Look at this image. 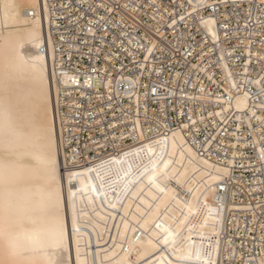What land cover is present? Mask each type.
Listing matches in <instances>:
<instances>
[{"label": "bare ground", "instance_id": "obj_1", "mask_svg": "<svg viewBox=\"0 0 264 264\" xmlns=\"http://www.w3.org/2000/svg\"><path fill=\"white\" fill-rule=\"evenodd\" d=\"M249 1L223 0L232 8L220 10L211 0H176L190 6L184 19L150 14L157 35L181 22L184 46L193 29L206 47V58L191 54L184 74L166 78L148 62L172 47L164 36L136 43L144 60L120 53L128 72L120 65L111 76L118 57L103 47L91 74L64 72L48 0H0V264H251L240 250L253 243L263 256L250 258L262 264L264 223L252 224L264 215V41L227 48L238 39L221 20ZM108 26H86L89 42L117 29L109 44H120L123 31ZM184 81L190 90L171 84ZM68 129L76 138L87 131L84 153Z\"/></svg>", "mask_w": 264, "mask_h": 264}, {"label": "built area", "instance_id": "obj_2", "mask_svg": "<svg viewBox=\"0 0 264 264\" xmlns=\"http://www.w3.org/2000/svg\"><path fill=\"white\" fill-rule=\"evenodd\" d=\"M221 2H223V0H211V3H216V6H218L220 10L224 8L230 10L232 8L230 5H226L222 8L220 6ZM180 3L183 2L180 1ZM47 5L53 17L51 33L54 36L55 42L57 41L59 43L56 52L58 60H61V62L58 67L64 72L73 73L75 76H82V74H85L86 72L90 74L93 72L92 67L94 64L91 60L94 56V50L100 47H103L106 51L113 52L118 57H116L117 59L115 62L110 61L111 66L115 69L111 72V76H115L116 71H120L117 70L120 65H122L121 70L123 69L124 72H128V69H133L134 67L132 66V63L129 62L128 56L121 58L119 54L126 52L131 58L135 57V60H132L133 62L144 60V54L142 51H139L138 54H134L138 51L136 43H140V41L146 42V39H152L154 37H158L157 40H163L161 39V36H164L165 39L173 41L172 47H169L167 51L157 49L154 53L149 55V57L151 56L148 61L149 63L158 64L160 68H163L159 75L160 77L167 78L172 76L174 72L184 74L186 66L191 67L189 62L191 54L202 55L203 58L207 57L205 54L206 47L197 44V41L202 39V36L195 33L193 29L188 31L189 34H193V37L186 35L185 38L189 43L188 47H185L183 44L184 38H177L178 33L184 31L185 28L181 22L177 23V28L171 30V32L168 30V26H159L161 29V36L155 33V21L150 18V14H161L167 11V16L169 18L177 17V20L185 18V16L180 17L179 15L184 9L190 6L185 5V7H182L176 4V0H48ZM202 10L205 14L211 11V9L208 8H202ZM221 20L228 24L230 30L236 32V39H238V41L232 39L229 43L225 44V47L227 48L236 47V50H242V45L240 44V41L242 40L264 41V0H256V2L249 1L248 3L236 5V9L233 10V14L230 15L229 19H224L223 16H221ZM111 23L119 25V29L123 31V34L118 36L121 39V41H119L120 44H118V42L113 45L109 44L113 35L119 33L117 29H112L111 33L104 36V43L102 42L101 34L95 36L94 39L91 40L92 43L89 42L88 39L91 37L88 38L86 36V26L96 25L97 31L100 32L106 29L104 26L111 28L108 26ZM241 29L246 30L245 35L241 34ZM123 43L127 44V48L121 47ZM116 46L118 47L116 48ZM190 48V52H187ZM185 53L186 56H184ZM240 53H242V51H240ZM98 58L99 59L95 63L98 67H101L103 60L102 54H98ZM195 62L196 61L193 60V63ZM203 62L205 65L207 64L206 61L203 60ZM150 75L151 73L149 72L148 75L144 74L140 78V81L143 83L141 88L142 92H144V86L148 82ZM202 80L201 83L204 84L209 82L208 79ZM217 81H220L219 77H217ZM171 84L176 85L181 89H191L186 81L180 84L177 82H171ZM121 88L124 87L121 86ZM209 89L211 91L219 90L222 92L221 88L216 84H209L207 90ZM84 101H82L83 104ZM66 105L59 107L60 113L71 115L72 111L68 109ZM148 105L152 111L156 112L157 106L154 103L149 101ZM115 115H117V112H115ZM108 116L109 115H106V117ZM168 116L171 119V126L176 128L174 113L169 112ZM73 117L75 119L77 118V115L74 112ZM77 121L78 119H76V123ZM230 128L234 129L235 126L233 125V127H229V129ZM66 132H68L70 137H73L70 145H76L78 151L84 153V144H88L87 131H83L78 138L70 134L71 129H68ZM95 132V136L98 137L99 140L107 139V137L104 136L105 133H102L100 130L97 129ZM248 138L250 137L248 136ZM129 141V139H126V142ZM77 143H80V146H78ZM262 144L264 145V142ZM67 150L69 151L68 148ZM110 150L111 148L108 146L103 149L105 152H110ZM245 152L248 156L253 157L254 155V150L251 147L246 148ZM88 155L92 157L94 153L90 151L88 152ZM81 158H83L82 155L79 159ZM239 168H241V165H239ZM261 168L262 172L260 177L264 182V165H262ZM241 173L247 177L254 175L251 171H241ZM263 198L264 197L261 195V199ZM261 214L262 212L258 214V218L252 224V227L255 226L257 222L258 227H261V224L264 223V215ZM261 230L263 231L264 228H261ZM250 235L253 236V233H250ZM241 236L242 235H240V237ZM240 237H236L237 244L242 243ZM255 239H258L257 236H255ZM248 246L249 249L242 248L240 252L247 257L246 259H249L248 262L254 264V260H252L253 258H250V256L261 257L263 255L260 252L258 245L255 243L249 244Z\"/></svg>", "mask_w": 264, "mask_h": 264}, {"label": "snow or ice", "instance_id": "obj_3", "mask_svg": "<svg viewBox=\"0 0 264 264\" xmlns=\"http://www.w3.org/2000/svg\"><path fill=\"white\" fill-rule=\"evenodd\" d=\"M262 264H264V258H262Z\"/></svg>", "mask_w": 264, "mask_h": 264}]
</instances>
